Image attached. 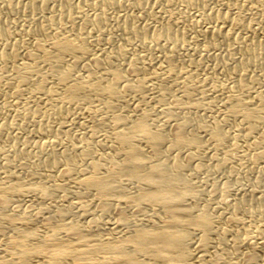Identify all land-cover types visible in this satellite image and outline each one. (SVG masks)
I'll use <instances>...</instances> for the list:
<instances>
[{
    "label": "bare ground",
    "instance_id": "obj_1",
    "mask_svg": "<svg viewBox=\"0 0 264 264\" xmlns=\"http://www.w3.org/2000/svg\"><path fill=\"white\" fill-rule=\"evenodd\" d=\"M6 1L1 108L23 107L0 112V264H264V217L241 218L264 214V23L250 11L264 0H182L203 10L187 28L186 11L153 14L148 0ZM15 11L34 24L12 38ZM13 124L40 137L33 152ZM227 166L253 181L195 203L206 192L190 172ZM26 195L34 207L17 204Z\"/></svg>",
    "mask_w": 264,
    "mask_h": 264
},
{
    "label": "rangeland",
    "instance_id": "obj_2",
    "mask_svg": "<svg viewBox=\"0 0 264 264\" xmlns=\"http://www.w3.org/2000/svg\"><path fill=\"white\" fill-rule=\"evenodd\" d=\"M78 1H80V0H74V2H78ZM150 3L149 4H146L145 5V10H148V11H150L151 13H153V14H155V13H157L158 11L160 12L161 11V13L163 12V15H166V16H171L172 17V19L173 18H177V14L180 12V11H186V14L187 15H185L186 17L184 18V20H182V22H180L179 23V25H180V27H189L190 26V24H192V20H194V19H197L198 17V15L200 14V13H203V10L201 9L200 10V8H198V7H196V8H193V9H189L188 11L183 7V6H185V4H184V2L182 1V0H172L171 1V4L170 5H168V7L167 6H161V5H156V4H153L152 2H153V0H148ZM175 1H177V2H175ZM175 2V3H174ZM181 2V3H180ZM180 3V4H179ZM8 4V5H7ZM183 6H182V5ZM11 4L10 3H7V1L6 0H0V18H1V16L3 17V15H2V11H3V9H5V8H7V7H9ZM171 7V9H170V7ZM179 6V7H178ZM148 7V8H147ZM151 7V8H150ZM158 7V8H157ZM178 7V8H177ZM210 7H212V8H216V6L214 5V4H212V3H210V5H208L207 7H206V10H208ZM3 8V9H2ZM2 9V10H1ZM260 9H261V13L260 12H257L256 10H250V11H252V13H254V18H256L257 19V22L259 23V25H261V24H263L264 23V1H262L261 3H260ZM191 10V11H190ZM249 12V10H247V9H244V12H246V13H248ZM111 11H108V13H110ZM195 12V13H194ZM169 13V14H168ZM22 15V12H20V11H15L14 12V14H13V17H14V19H13V21H12V24H11V27L13 28L12 29V34H13V36H12V38H17V37H19L20 36V34L19 33H21L19 30L21 29V28H23V27H25V24H26V26H30L31 24H34V21L32 22V18H30L29 16H21ZM174 16V17H173ZM189 16V17H188ZM194 16V17H193ZM28 19V20H27ZM30 19V20H29ZM32 19V20H31ZM144 20H145V18H144ZM188 20H190V21H188ZM24 21V22H23ZM30 21V22H29ZM247 23H249V21L250 20H248V18H247V20H245ZM184 22V23H183ZM188 22V23H187ZM23 23H25V24H23ZM182 24V25H181ZM189 24V25H188ZM212 24H210V25H208V24H206L205 26H211ZM17 27H18V30H17ZM245 31L244 30H241L240 31V35H244V34H242V33H244ZM264 37V36H263ZM95 42H96V40H91L90 42H89V45H90V47H91V49H99L101 46H108L107 44H106V42H96V45H95ZM93 43V44H92ZM92 44V45H91ZM103 44V45H102ZM205 71H208V70H206V68L205 69H201L200 71H199V74H201V72L202 73H204ZM216 71H219V69H218V67L216 68ZM226 78H220L219 80H220V82H225V81H228V79L227 80H225ZM259 79V81L260 80H264V78H262V79H260V78H258ZM221 80H223V81H221ZM262 81H260V82H262ZM217 94H218V92H216ZM215 92H208L206 95H204V96H202V97H197V96H194L192 99L193 100H190L189 102H193V101H196L197 99L199 100V99H202V101H204V102H207V101H211L216 95ZM22 102H18V103H16L14 106H11V107H3V108H1L2 107V103H1V101H0V112H1V114L2 115H6L7 113V115H11V114H13L12 112L13 111H15V110H21L22 109V104H21ZM18 105V106H17ZM20 106V107H19ZM146 107L153 113V114H157L158 113V105L157 104H153V100L151 99V100H148V102H147V105H146ZM7 108V109H6ZM11 108H13V111H12V109ZM21 108V109H20ZM3 109V110H2ZM31 109H32V107H31ZM10 110V111H9ZM220 110V108H218V106H217V108L215 107V109L213 108V109H211L210 110V112L212 113V114H214L215 112L216 113H218V111ZM6 111H7V113H6ZM208 112V111H207ZM6 113V114H5ZM72 112H70L69 114H67L66 115V117H65V120H66V124H68V122H69V120H70V118L72 117V115H70ZM74 116V115H73ZM68 117H69V120H68ZM16 124H17V121L15 122ZM15 126V124H13V128L11 129V130H8V131H12V133L14 134L15 133V135L16 136H18L17 138L18 139H20V138H24V139H27V141L28 142H31L30 143V146H31V144H33L34 143V140H35V142L36 141H38V140H41L40 139V137L39 136H37L36 134H33V133H25V134H20V133H17V130H16V127H14ZM72 127V129H73V132L75 131V132H78L79 131V128H77V126L76 127H74L73 128V126H71ZM15 128V129H14ZM14 129V130H13ZM89 128L88 127H84V130H88ZM15 131V132H14ZM23 135H27V136H23ZM30 136V137H29ZM20 137V138H19ZM6 144H3V150L4 151H7V154H10L11 153V148H10V146H5ZM29 145L27 146L28 148L30 147ZM205 147L207 148V147H209V145L207 144V145H205ZM32 148V146L29 148V151H31V152H33L34 150H35V148L32 150L31 149ZM1 152V151H0ZM231 153H234L233 151L231 152ZM33 155V154H32ZM31 155V157L29 158L30 159V161H33V159H34V157ZM212 161V162H211ZM214 161L215 160H209L208 158H206L205 160H203V162H202V164L203 165H210V166H212L213 165V163H214ZM16 163H13V162H10V165H11V167H13V169H15V167H16V165H15ZM234 164H236V162H234ZM260 165H263V163H259ZM257 167H259L258 165H257ZM255 168H256V166H255ZM205 172H204V171ZM207 169L204 167V169H202L201 171H197V172H195V173H192V172H190V178H191V180H192V182H193V184L196 186V187H199L200 189H204L205 190V197H202V198H200V200H197L195 203H197V204H201V205H204V206H208V207H210V208H212V207H216L219 203H220V201L223 199V198H226V199H231L233 196H234V194H235V186H236V182H248V183H251V181H253V178H254V173H250L248 176H247V179L245 180L244 179V177H242L240 174L238 175H236V174H230V173H228V166L227 167H222V168H220V169H218V171H214L213 169H209V170H207ZM239 178V179H238ZM237 179V180H236ZM243 180V181H242ZM251 180V181H250ZM263 180V182H264V178L262 179ZM226 182H228L229 183V190L228 191H224L223 190V185L226 183ZM215 185L216 186V192L213 194V195H209V194H207V193H209V190H210V187H211V185ZM245 184V183H244ZM209 185V186H208ZM220 186H222V187H220ZM209 188V189H208ZM207 189V190H206ZM258 192H262V195H264V185L258 190ZM71 190L70 189H64V192H63V195H62V197H63V200H65V202H67L68 200H70L71 199ZM208 196V197H207ZM59 198V195L58 194H54L53 193V197H52V202H49V204H52L53 202H55L57 199ZM17 201H18V205L21 207V208H30V207H34V200L30 197V196H23V197H21V198H19V199H17ZM217 211H219V212H217ZM225 213H226V211H222V210H215L214 212H212V216L214 217V218H216V217H222L223 215H225ZM247 214V215H246ZM222 215V216H221ZM257 216V217H256ZM261 216V217H260ZM256 217V218H255ZM259 217L260 218H263L264 217V214H261V213H259L258 211H256V210H254V209H251V211L249 212V213H245V215L244 214H242L241 215V218H242V220L246 223V224H250L251 226L252 225H255L256 224V222L258 221V219H259ZM252 220V221H251ZM257 220V221H256ZM251 221V222H250ZM248 222V223H247ZM239 236H241V234L239 235Z\"/></svg>",
    "mask_w": 264,
    "mask_h": 264
}]
</instances>
